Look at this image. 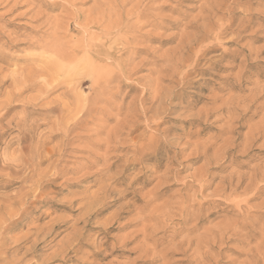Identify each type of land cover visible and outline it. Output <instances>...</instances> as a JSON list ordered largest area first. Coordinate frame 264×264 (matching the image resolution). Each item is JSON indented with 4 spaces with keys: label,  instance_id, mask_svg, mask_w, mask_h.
<instances>
[{
    "label": "rangeland",
    "instance_id": "rangeland-1",
    "mask_svg": "<svg viewBox=\"0 0 264 264\" xmlns=\"http://www.w3.org/2000/svg\"><path fill=\"white\" fill-rule=\"evenodd\" d=\"M141 1L0 0V71H7L6 76L25 71L38 76L48 75L53 63L65 68L53 82L59 87L48 97L31 102L25 111L19 105L8 117L22 118L30 112L28 118L39 126L21 145L17 130L8 131L0 142V200L5 202L0 204L1 264H264V0ZM146 3L155 8L153 14L148 13L141 33L128 34L137 24L136 7L141 11ZM204 6L210 7L207 13ZM211 11L220 19L218 24L230 20L235 24L232 29L243 24L240 28L245 30L238 36L226 32L213 43L210 39L206 42L210 51L203 53L194 43L204 34L201 29H206ZM107 25L119 28L110 50L116 58L126 52L122 71H116L118 77L109 84H99L100 88L106 84L102 91L88 83L79 90L75 86L76 90L78 77L64 57L90 36L93 41L102 39L110 30ZM53 43H58L57 54L48 52ZM189 66L195 69L182 77ZM12 76H7L9 83L2 84L1 93L8 91ZM69 81L72 86L67 88ZM40 83L41 79L35 89L41 88ZM70 88L76 92L67 97ZM37 94L30 90L22 98ZM50 107L56 112L51 113ZM154 131L159 144L153 141L149 151L154 153L147 150L141 157L139 145H146ZM247 133L253 134L254 142ZM143 135L147 137L140 139ZM253 172H257L254 183L261 180L257 185L263 190L246 207L244 198L252 194L244 187ZM228 185L234 192L227 190ZM237 201L243 203L239 208L233 204ZM196 213L204 218L198 220ZM225 218L246 222L247 242L230 231L218 237ZM139 243L146 246L141 251Z\"/></svg>",
    "mask_w": 264,
    "mask_h": 264
},
{
    "label": "bare ground",
    "instance_id": "bare-ground-1",
    "mask_svg": "<svg viewBox=\"0 0 264 264\" xmlns=\"http://www.w3.org/2000/svg\"><path fill=\"white\" fill-rule=\"evenodd\" d=\"M120 1V0H119ZM129 1V0H128ZM143 1V0H142ZM141 1V2H142ZM152 1V0H151ZM158 0H156V2H157ZM206 3H207V0H204ZM153 2H154V0H153ZM144 3V2H143ZM149 3V2H148ZM142 4V3H141ZM140 4V5H141ZM150 4V3H149ZM151 4H152V2H151ZM150 4V5H151ZM231 4V3H230ZM146 6H147V3L145 4ZM209 5V4H208ZM207 5V6H208ZM134 6L135 5H133L131 8H133L134 10H135V8H134ZM149 6V5H148ZM146 7L145 9H143V10H141V11H139V6L138 7H136V8H138V12L136 13V22H137V24H136V27L134 28V29H131V31L130 30H128V34L129 33H139L140 32V30L142 29V27L147 23V18H149L147 15H148V13H152L153 14V10H151V9H154L155 10V8H149V7ZM141 7V6H140ZM144 7V6H143ZM156 7V6H155ZM205 8H202V10H205V12L207 11V9H210V7H206V6H204ZM214 7V6H213ZM216 7V6H215ZM212 8V7H211ZM226 8V7H225ZM151 11V12H149V10ZM130 10H132V9H129L128 11H130ZM134 10H132V12L131 13H133V12H135ZM147 10H148V12H147ZM212 10H213V8H212ZM98 11V10H97ZM128 11H126V12H128ZM209 11V10H208ZM116 12V11H115ZM122 12V11H121ZM216 12V11H215ZM218 12H220L219 11V9H218ZM124 13V12H123ZM199 13V12H198ZM202 13H203V11H202ZM202 13H200V14H202ZM207 13V12H206ZM229 13V12H228ZM239 13V12H238ZM237 13V14H238ZM99 14V13H98ZM127 14V13H126ZM125 14V15H126ZM231 14V13H230ZM234 14V13H233ZM103 15V14H102ZM120 15V14H119ZM129 15H130V13H129ZM151 15V14H150ZM203 15V14H202ZM215 15L216 14H214L213 15V11H211V12H209V15H207V16H211V18H208L209 20L207 21L206 20V22H208V24L205 26V28L206 29H204V31H203V29H201L202 31L201 32H203L204 34L202 35V34H200L201 36H200V38H197L196 40H195V43H194V45H198V47L200 48L199 49V51H202L203 53H206V52H208V51H210L209 49V47H206L207 46V44L208 43H206V42H209V40L210 39H212V43H213V40H217L220 36H224V35H222V34H225L226 32H229L232 36H236L239 32H240V30L241 29H244V28H240V27H242V25L241 26H238L237 28H233L232 29V26H234L235 24H233L232 25V23H231V21L229 20V21H227L226 23H223V24H218V23H220L219 22V18H217V17H215ZM131 16H132V14H131ZM152 16V15H151ZM227 16V15H226ZM231 16H232V14H231ZM231 16H229V17H231ZM121 17V16H120ZM222 18H223V15L221 16ZM235 17V16H234ZM112 18V17H111ZM126 17H124V19H125ZM128 18V17H127ZM129 18H130V16H129ZM151 18V17H150ZM233 18V17H232ZM116 18H114V20H115ZM195 19V18H194ZM202 19V18H201ZM205 19V18H204ZM204 19H203V21H204ZM224 19V18H223ZM87 20V19H86ZM109 20H110V18H109ZM117 20V19H116ZM112 22H113V19L111 20ZM120 21H122V17L120 18ZM124 21V20H123ZM122 21V22H123ZM132 21V20H131ZM191 21V20H190ZM223 21H225V20H223ZM87 22V21H86ZM108 22V21H107ZM122 22H121V25H122ZM133 22H134V20H133ZM114 23V22H113ZM116 23V22H115ZM114 23V24H115ZM94 24V23H93ZM119 24V22L117 23V27H119L120 28V26L121 25H118ZM130 24V23H129ZM132 24H134V23H132ZM149 24V23H148ZM203 24H205V23H203ZM89 25H91V24H89ZM108 25H109V23H108ZM108 25H107V27H108ZM116 25V24H115ZM131 25V24H130ZM111 26V25H110ZM200 26V25H199ZM106 27V28H107ZM112 27V26H111ZM98 28V27H97ZM110 27H108L107 29H109ZM115 28H116V26H115ZM114 28V30H112L111 28H110V30H108L107 31V29H104V30H102V31H107V32H105V33H103V38L102 39H99L101 36H99V38L97 39V38H94V40H98V41H93V38L90 36V38L88 39L87 38V41L86 42H84L85 44L83 45V44H76V45H78V46H74L75 48L74 49H70V53L67 55H65V57H64V61L66 60V62L69 64V65H67L68 67H71L73 70H75V72H74V75L75 76H77L78 77V82H77V85L75 84L74 85V88H75V86H77V88H78V90H79V88H81V87H83L84 86V84L85 83H88L87 84V86H91V88L92 89H94V88H97V86L99 87V84L100 85H102L101 83H106V84H109L110 82H112L113 80H115L117 77H118V74L116 73V71H118V72H121L122 71V67L124 66V55L126 54V52H125V54L124 55H122L121 53V55H120V58L118 59V58H116V53H114V52H111V50H110V45L111 44H115L116 43V41H117V37H116V35L118 34V29H115ZM132 28H133V25H132ZM195 28V27H194ZM199 28V27H198ZM201 28H203V26H201ZM81 29V28H80ZM101 29V28H100ZM82 30V29H81ZM245 30V29H244ZM85 31V30H84ZM94 31V30H93ZM200 31V30H199ZM96 32V31H95ZM90 33V32H89ZM141 33V32H140ZM86 34V33H85ZM143 34V33H142ZM193 34V33H192ZM227 34V33H226ZM91 35V34H90ZM133 35V34H132ZM131 35V36H132ZM114 36V37H113ZM135 36V35H134ZM193 36V38H195L194 36L195 35H192ZM232 36H231V38H232ZM238 36V35H237ZM93 37H94V34H93ZM136 37V36H135ZM138 37V36H137ZM142 37V36H141ZM185 37V36H184ZM197 37V36H196ZM125 38V41L127 40V41H129L126 37H124ZM190 38V37H189ZM133 39V38H132ZM132 39H131V41L130 42H132ZM138 39V38H137ZM136 39V40H137ZM6 40V39H5ZM102 40H106V42H104V43H101V41ZM84 41V40H83ZM83 41H82V43H83ZM126 41V42H127ZM215 42V41H214ZM129 43V42H128ZM134 43V42H133ZM205 43H206V45H205ZM212 43H210V44H212ZM54 44V43H53ZM75 44V43H74ZM120 44V43H119ZM118 43H117V45H119ZM122 44V43H121ZM120 44V45H121ZM131 44V43H130ZM129 44V45H130ZM43 45V44H42ZM57 45H58V43H57ZM56 44H54V45H52L51 44V46L50 47H48V52L49 51H54L56 54L59 52V50H58V48L56 47L57 46ZM123 45V44H122ZM133 45V44H132ZM213 45V44H212ZM211 45V46H212ZM215 45V44H214ZM44 46V45H43ZM60 46H62V44L60 45ZM59 46V47H60ZM224 46V45H223ZM124 47H126V46H124ZM64 48V47H63ZM71 48V47H70ZM73 48V47H72ZM130 48V47H129ZM129 48H127L128 50H129ZM2 49V48H1ZM65 49V48H64ZM69 49V48H68ZM113 49H115V48H113ZM212 49V48H211ZM42 50H43V48H42ZM46 50V49H45ZM125 51H127L126 50V48L124 49ZM44 51V50H43ZM62 51V50H61ZM66 50H64V52H65ZM68 51V50H67ZM66 51V52H67ZM114 51H116V49L114 50ZM45 52V51H44ZM63 52V53H64ZM129 52V51H128ZM127 52V53H128ZM51 53V52H50ZM54 53V54H55ZM130 53L132 54L133 53V51L131 52L130 51ZM129 53V54H130ZM201 53V52H200ZM129 54H128V57H129ZM130 54V55H131ZM199 54V53H198ZM48 55V58L50 57V55H49V53L47 54ZM61 55H63V54H61ZM60 55V56H61ZM42 55H40L39 57H41ZM52 56V55H51ZM45 57V56H44ZM53 57H54V55H53ZM126 57V56H125ZM128 57H127V59H128ZM197 57V56H196ZM42 58V57H41ZM47 58V59H48ZM61 58V57H60ZM130 58V57H129ZM55 59V58H54ZM111 59H114V62H112V63H110L109 64V62H108V60H111ZM126 59V58H125ZM1 60V59H0ZM2 60H4L3 58H2ZM6 60V59H5ZM39 60V59H38ZM41 61H43L42 59H40ZM39 60V61H40ZM62 60H63V58H62ZM130 60V59H129ZM10 61V60H9ZM44 61H45V59H44ZM43 61V62H44ZM50 61V60H49ZM2 62V61H1ZM4 62V61H3ZM6 62H7V60H6ZM199 62V58L197 57L196 58V60L194 61V63H195V65L197 64ZM10 63V62H9ZM16 63V62H15ZM15 63H13V64H15ZM53 63V62H52ZM51 63V64H52ZM60 63V62H59ZM49 64V63H48ZM61 64V63H60ZM60 64H58V63H53L52 64V67H54V68H51V67H49V68H51V69H49L48 68V70L50 71V72H52V74H54V72H57L58 74L57 75H55V76H52L51 74L49 75V73H48V75L46 74V72H43V73H40L41 75H38V76H36L35 74H33V72L32 71H30V72H28L27 74H26V71H25V73H18V72H16V74H14L13 72V76L10 74L11 72H9L8 74H10V75H8L7 74V76H12V80H11V82H10V84H9V86H8V91L6 90V92H5V94H3V93H1L0 92V94H2V96L4 97V100H3V98L0 100V142H1V140L3 139V137L6 135V133L8 132V131H12V130H17L18 131V133L19 134H21L22 136H18V139H17V141H18V143H19V145H21V144H23L24 143V141L25 140H28V139H30L29 137H28V134L29 133H32L31 131L33 130V128L34 127H36V126H39V124H35L36 122H34V120H31L30 118H28V114H30V112L27 114V116L26 115H24L22 118H16L17 117V115H14V116H12V117H10V118H8L9 117V115H10V113L11 112H13L16 108H18V107H22V110H24L25 111V108H27V106L30 104H32L31 102H36V100H38L39 98H41V97H45V95H47L48 93H50V92H52V90H54V89H56L57 87H59V85H60V83H57V84H53V82H58L59 80V78H61L62 77V72L64 71V69L65 68H63V66H61ZM5 65H6V63H5ZM9 65V64H8ZM7 66V65H6ZM45 66V65H44ZM49 66H51V65H49ZM45 67H47V66H45ZM3 68V67H2ZM1 68V69H2ZM35 68V67H34ZM38 68V67H37ZM41 68V67H40ZM28 69V68H27ZM32 68H30L29 70H31ZM45 69V68H44ZM193 69H195V66H193V67H191V66H189V67H187L185 70H184V72H183V74H182V77H184V76H190L189 74L191 73V71L193 70ZM33 70V69H32ZM52 70V71H51ZM76 70H78V71H76ZM201 70H203V69H201ZM22 71V70H21ZM24 71V70H23ZM44 71H47V70H44ZM54 71V72H53ZM69 71V70H68ZM170 71V70H169ZM175 71V70H174ZM206 71V70H205ZM4 71H0V89H1V87H3L2 86V84H6L7 82H8V78H7V76H6V72L5 73H3ZM20 72V71H19ZM65 72V71H64ZM176 72H177V70H176ZM194 72V71H193ZM18 73V74H17ZM71 73V72H70ZM78 73V74H77ZM128 73V72H127ZM172 73V72H171ZM175 73V72H174ZM174 73H172V75H174ZM195 73V72H194ZM197 73V72H196ZM5 74V75H4ZM37 74V73H36ZM39 74V73H38ZM65 74L63 73V76H64ZM121 75V74H120ZM67 76H68V74H67ZM70 76V75H69ZM126 76V75H125ZM174 76H176V75H174ZM71 77V76H70ZM121 77H123V76H121ZM67 78V77H66ZM66 78H63V82H66L68 79H66ZM69 78V77H68ZM174 78V77H173ZM10 79H11V77H10ZM39 79H41L42 80V83L43 84H41L40 83V85H41V88H39L38 86V88H36L35 89V86L38 84V80ZM62 80V79H61ZM71 80V79H70ZM184 81V80H183ZM61 82V81H60ZM70 82V81H69ZM72 82H73V80H72ZM72 82H70L71 83V85L70 84H68V86H67V88L69 87V86H72ZM9 83V82H8ZM68 83V82H67ZM181 83V82H180ZM185 83V82H184ZM106 84H104V85H106ZM39 85V86H40ZM103 85V86H104ZM5 86V85H4ZM103 86H102V88H98L99 89V91L101 90V89H103ZM4 88V87H3ZM77 88H75L76 90H77ZM89 88V87H88ZM3 90V89H2ZM30 90H32V91H36L38 94L36 95V97H34L33 96V98H30V99H27V98H25V97H23L22 98V94H24V93H26V92H28V91H30ZM5 91V90H4ZM73 89L72 88H70L69 90H68V94L66 95L67 97H69V95H71L70 93H73ZM102 91V90H101ZM74 92H76V91H74ZM78 92V91H77ZM29 94V93H28ZM79 93H77V95H78ZM95 94V93H94ZM63 95V94H62ZM61 95V96H62ZM102 95V94H101ZM142 95H143V93H142ZM61 96H60V98H61ZM76 96V95H75ZM74 96V97H75ZM80 96H81V94L79 95V98H80ZM26 97H27V95H26ZM47 97H48V95H47ZM46 97V98H47ZM71 97V96H70ZM96 97V96H95ZM63 98V97H62ZM66 98V97H65ZM77 98V97H76ZM78 98V100H81V99H79ZM92 98V97H91ZM85 99V98H84ZM60 100V99H59ZM68 100V99H67ZM66 100V101H67ZM96 100H97V98L96 99H93V100H89V101H91L90 103H92V102H96ZM40 101H41V99H40ZM81 101H83V100H81ZM80 101V102H81ZM37 102H39V100L37 101ZM51 102V101H50ZM53 102V101H52ZM62 102V101H61ZM69 102V101H68ZM67 102V103H68ZM16 103H20V104H16ZM64 103V102H63ZM66 102H65V104L64 105H66L67 104ZM89 102H88V104H90ZM142 103V102H141ZM81 104H83V109L85 108V109H87V106L85 105V103H83V102H81ZM20 105V106H19ZM63 105V104H62ZM70 105V104H69ZM69 105H67V106H69ZM33 106V105H32ZM32 106H29V107H31L32 108ZM84 106H86V107H84ZM34 107V106H33ZM57 107H61V104L59 105V106H57ZM66 107V106H65ZM82 107V106H81ZM53 107H50V110L52 109ZM64 108V107H63ZM79 108H80V106H79ZM92 108V107H91ZM28 109V108H27ZM49 109V108H48ZM57 109H59V108H57ZM61 109V108H60ZM59 109V111L58 112H60L61 110H65V109H61L60 110ZM66 109H71V108H67L66 107ZM81 109V108H80ZM80 109H78V111H80ZM90 109V108H89ZM88 109V110H89ZM82 110V109H81ZM92 110V109H91ZM167 110H169V109H167ZM16 111V110H15ZM53 111L54 112H56V110H51V113H53ZM66 111H68V110H66ZM77 111V112H78ZM18 112V111H17ZM21 112V111H20ZM27 112V111H26ZM47 112H48V110H47ZM49 113V112H48ZM80 113V112H79ZM14 114V113H13ZM16 114V113H15ZM200 114V113H199ZM11 115H12V113H11ZM18 115H21V113L20 114H18ZM75 115V114H74ZM77 115V114H76ZM79 115V114H78ZM158 115V114H157ZM48 117V116H47ZM75 118V117H74ZM80 118V117H79ZM143 118V117H142ZM151 118H153V117H151ZM150 118V119H151ZM68 119H69V117H68ZM72 118H70L69 120H71ZM155 119H157V118H155ZM240 119V118H239ZM68 120V121H69ZM152 120H154V119H152ZM64 121V120H63ZM68 121H66V122H68ZM5 122V123H4ZM70 122V121H69ZM68 122V123H69ZM75 122V121H74ZM145 122H147V121H145ZM150 122V121H149ZM158 123H155L154 124V126H157L156 128H158L159 126H158V124L160 123L159 121H157ZM52 123V122H51ZM65 123V122H64ZM144 123V122H143ZM143 123H142V125H143ZM153 124V123H152ZM152 124H151V126H152ZM55 125V124H54ZM57 125V124H56ZM65 125V124H64ZM67 125V124H66ZM73 125V124H72ZM145 125V124H144ZM149 125H150V123H149ZM68 126V125H67ZM66 126V127H67ZM126 126V125H125ZM148 126V125H147ZM153 126V127H154ZM257 127H258V125H256ZM57 127V126H56ZM65 127V126H64ZM64 128V130H66L67 128ZM230 127V126H229ZM235 127V126H234ZM238 127V126H237ZM151 128V127H150ZM240 128V127H239ZM249 128H252V127H249ZM248 128V129H249ZM52 129V128H51ZM70 129H71V126H70ZM235 129H236V127H235ZM253 130H256V129H254V128H252ZM262 129V128H261ZM260 129V130H261ZM56 130V129H55ZM69 129H67V131H68ZM158 130V129H157ZM250 131H251V129H249ZM259 130V129H258ZM258 130H256V132L258 131ZM44 131V130H43ZM49 131V130H48ZM57 131V130H56ZM150 131V130H149ZM165 131V130H164ZM262 132H263V129L261 130ZM41 132V131H40ZM50 132V131H49ZM151 132V131H150ZM159 132V131H158ZM230 132V131H229ZM252 132V131H251ZM250 132V133H251ZM255 132V131H254ZM255 132V133H256ZM46 133V132H45ZM65 133H66V131H65ZM113 133V132H112ZM154 133H156L155 131H154ZM234 133V132H233ZM236 133V132H235ZM258 133H259V131H258ZM159 134V133H158ZM196 134V133H195ZM195 134H194V136H195ZM232 134V133H231ZM248 134V133H247ZM157 133L155 134V135H150L148 138H147V140H146V145H144V144H142V143H140V144H142L143 146H141V145H139L140 146V148L138 149L139 150V153L138 154H140V156L141 157H145V156H147V150H148V153L150 152V151H152L153 149H149V146L151 145L152 146V142L156 139L157 140ZM190 135V134H189ZM188 135V136H189ZM192 135V134H191ZM239 135V134H238ZM53 136V135H52ZM144 136H146V135H143V137L142 138H140V139H144ZM160 136V135H159ZM193 136V135H192ZM193 136V137H194ZM248 137L247 138H249L250 140H251V136H253V134L252 135H250L249 136V134L247 135ZM28 137V139H26ZM147 137V136H146ZM196 137V136H195ZM254 137H256L255 135H254ZM15 138V137H14ZM34 138V137H33ZM38 138V137H37ZM49 138H50V136H49ZM48 138V139H49ZM192 138V137H191ZM260 138V137H259ZM10 139V138H9ZM13 139V138H12ZM146 139V138H145ZM160 139V138H159ZM254 139V138H253ZM253 139L250 141L251 143H252V141H253ZM256 139V138H255ZM40 140V139H39ZM45 140V139H44ZM139 140V139H138ZM190 140V139H189ZM10 141H11V139H10ZM9 141V142H10ZM15 141V140H14ZM42 141V140H41ZM143 141V140H142ZM145 141V140H144ZM143 141V142H144ZM12 142H13V140H12ZM23 142V143H22ZM38 142H40V141H38ZM37 142V143H38ZM138 143H139V141H137ZM141 142V141H140ZM254 142V141H253ZM21 143V144H20ZM137 143V144H138ZM154 143H158V141L156 142V141H154ZM257 143V142H256ZM4 144V143H3ZM7 144V143H6ZM9 144V143H8ZM7 144V145H8ZM10 144H11V142H10ZM9 144V145H10ZM115 144V143H114ZM159 144V143H158ZM8 145V146H9ZM157 145V144H156ZM28 146V145H27ZM135 146H137V145H135ZM134 146V147H135ZM138 146V147H139ZM6 147V146H5ZM4 147V148H5ZM10 147V146H9ZM133 147V146H132ZM137 147V148H138ZM7 148V147H6ZM5 148V149H6ZM25 148V147H24ZM33 148V147H32ZM43 148V147H42ZM136 148V147H135ZM136 148V149H137ZM151 148V147H150ZM9 149V148H8ZM22 150V149H21ZM150 150V151H149ZM158 150V149H157ZM4 152H5V150H3ZM11 151V150H10ZM18 151V150H17ZM36 151V150H35ZM42 151V150H41ZM136 151V150H135ZM242 151V150H241ZM15 152V151H14ZM134 152V151H133ZM157 152V151H156ZM150 153H152V152H150ZM149 153V154H150ZM153 153H154V151H153ZM152 153V154H153ZM0 154H2V153H0ZM151 154V155H152ZM36 155V154H35ZM157 155V154H156ZM4 156V155H3ZM12 156V155H11ZM21 156V155H20ZM134 156V155H133ZM136 156V155H135ZM60 157V156H59ZM130 157V156H129ZM2 159V158H1ZM33 159V158H32ZM132 159V158H131ZM134 159V158H133ZM11 160H12V158H11ZM13 160H17V159H13ZM20 160H22V159H20ZM6 161H8V159L7 160H5V162ZM10 161V160H9ZM34 161V160H33ZM133 161H136L137 162V160H133ZM139 161V160H138ZM142 161V160H141ZM140 161V162H141ZM18 162V161H17ZM22 162H23V160H22ZM31 162V161H30ZM6 163H8V162H6ZM10 163V162H9ZM11 163H13V161H11ZM15 163V162H14ZM21 163V162H20ZM33 163V162H32ZM22 164H24V163H21V165ZM27 164V163H26ZM136 164V163H135ZM5 165V164H4ZM9 164H7V166H8ZM17 166H19V164L17 165ZM25 166H27V165H24V168H25ZM9 167H10V165H9ZM8 167V168H9ZM13 167H14V165H13ZM21 167V166H20ZM19 167V168H20ZM30 167H32V166H30ZM33 167H34V165H33ZM32 167V168H33ZM153 167V166H152ZM155 167V166H154ZM255 167V166H254ZM4 168V167H3ZM5 168H6V165H5ZM11 168V167H10ZM16 168H18V167H16ZM23 168V167H22ZM167 168V167H166ZM251 168V167H250ZM12 169V168H11ZM155 169V168H154ZM234 169V168H233ZM3 170V169H2ZM8 170V169H7ZM153 170V169H152ZM156 170V169H155ZM154 170V173L156 172ZM6 171V170H5ZM10 171V170H9ZM18 171V170H17ZM170 171V170H169ZM208 171V170H207ZM38 172V171H37ZM22 173V172H21ZM122 173V172H121ZM256 173L257 172H253L251 175H250V177H249V183L246 185V187H244V191L245 192H251V193H249V194H252L250 197L248 196H246V194H245V192H243L244 194H245V198H244V201L243 202H245V204H246V207H247V202L250 200V199H254L255 198V196H256V194H258V192L262 189V188H260L261 186L260 185H262L260 182H261V180H259V182H257L256 181V184L254 183V181H255V177L257 176L256 175ZM9 174V173H8ZM29 174V173H28ZM33 174V173H32ZM31 174V175H32ZM200 175V174H199ZM262 175H264V174H262ZM14 176V175H13ZM34 176V175H33ZM15 177V176H14ZM241 177V176H240ZM260 177H261V175H260ZM15 179V178H14ZM24 179V178H23ZM239 179V178H238ZM241 179V178H240ZM261 179V178H260ZM39 180V179H38ZM198 180H200V179H198ZM262 180H264L263 178H262ZM121 181V180H120ZM202 181V180H201ZM200 181V182H201ZM243 181V180H242ZM117 182H118V180H117ZM257 183H259L260 185L258 186L257 185ZM263 183V182H262ZM36 184H37V182H36ZM229 184H232V183H229ZM236 184V183H235ZM234 184V185H235ZM238 184H241V183H237L236 184V186H234L233 187V189H236L237 188V186H238ZM244 184V183H243ZM40 185V184H39ZM202 185V184H201ZM30 187V186H29ZM202 187H203V189H202ZM219 187V186H218ZM37 188V187H36ZM232 187H231V185H228V189L227 190H229L230 189V191L231 192H234V190H232L231 189ZM157 189V188H156ZM201 189L202 190H204V186H201ZM238 189H239V187H238ZM242 189V188H241ZM36 190V189H35ZM263 190V189H262ZM39 191V190H38ZM217 191H219V190H217ZM229 191V192H230ZM243 191V190H242ZM33 192V191H32ZM222 192H224V191H222ZM243 193H242V196H243ZM25 194V193H24ZM29 194H30V192H29ZM152 194H153V192H151V196H152ZM224 194V193H223ZM27 195V194H26ZM156 195V194H155ZM234 195V194H233ZM134 197H135V195H133ZM231 196V195H230ZM137 197V196H136ZM154 197V196H153ZM135 199V198H134ZM236 199H238V198H236ZM7 200V199H6ZM147 200V199H146ZM239 200H241V199H239ZM242 200H243V198H242ZM1 201L2 200H0V204H1ZM4 201V200H3ZM148 201V200H147ZM17 202V201H16ZM3 203H5V202H3ZM3 203L1 204V205H3ZM21 203V202H20ZM126 203V202H125ZM151 203V202H150ZM183 203H185V201L183 202ZM200 203V202H199ZM231 203V202H230ZM241 203V202H240ZM240 203L237 201V202H235V203H233L234 204V206H236L237 208H239L240 206ZM148 204V203H147ZM146 204V205H147ZM242 205H243V203H241ZM20 205V204H19ZM22 205V204H21ZM201 205V204H200ZM130 206V205H129ZM233 206V205H232ZM245 206V205H244ZM6 207V206H5ZM252 207V206H251ZM19 208V207H18ZM142 208V207H141ZM145 208V207H144ZM158 208V207H157ZM154 209V210H156V212L158 211V210H160V209ZM181 208H183L182 206H181ZM235 208V207H234ZM253 208V210H254V207H252ZM264 208V207H263ZM140 209V208H139ZM146 209V208H145ZM186 209V208H185ZM241 209V208H240ZM122 210V209H121ZM135 210H137V209H135ZM141 211L142 210H144V209H140ZM139 210V211H140ZM184 211H186V210H184ZM233 211H235L234 209H233ZM240 211V210H239ZM238 211V212H239ZM249 211V210H248ZM92 212H94L95 213V211H92ZM155 212V213H156ZM263 212V211H262ZM261 212V213H262ZM99 213V212H98ZM98 213H97V215H98ZM136 213V212H135ZM143 213V212H142ZM183 213V212H182ZM128 214V213H127ZM95 215V214H94ZM116 215H118L117 213H116ZM116 215H113L114 217H118V216H116ZM121 215V214H120ZM140 215V214H139ZM143 215H144V213H143ZM238 215H240V212L239 213H237V217H238ZM243 215V214H242ZM90 215H88V217H89ZM138 216V215H137ZM244 216H245V214H244ZM244 216H242L243 217V219H244ZM119 217H121V216H119ZM139 217V216H138ZM196 218H197V213H196V216H195ZM198 217H199V215H198ZM203 216H201V218H202ZM201 218H197L198 220H200ZM204 218V217H203ZM115 219V218H114ZM139 219V221H141L140 219H141V217L140 218H138ZM146 219V218H145ZM155 219V218H154ZM195 220V221H197L198 222V220ZM226 219L227 218H225L224 220V224H222L221 225V227L219 228V226H218V228H219V232L218 233H216V234H219L218 235V237H223L225 234H227V232L228 231H230V232H232V235H238L239 237H242L243 239V241L242 242H247L248 241V239L250 238L249 237V233L248 234H244L243 233V229H244V227H245V223H243L244 221H242V222H239V221H241V219H234V220H231V218L230 219H228L227 221H226ZM242 219V220H243ZM111 220H113V219H111ZM147 220V219H146ZM205 220V219H204ZM207 220V219H206ZM138 221V222H139ZM141 222H143V220L141 221ZM202 222V221H201ZM207 222V221H206ZM220 222H222V220L220 221ZM140 224V227H142V225L143 224H141V223H139ZM199 224V223H198ZM202 224V223H201ZM217 224V223H216ZM219 224H221V223H219ZM218 224V225H219ZM245 224V225H244ZM195 225H197V224H195ZM146 226V225H145ZM214 231H217V230H215V228H216V225L214 224ZM247 226V225H246ZM144 227V226H143ZM148 227V226H147ZM145 228V227H144ZM195 228H196V226H195ZM195 228H193V229H195ZM218 228H216V229H218ZM236 228L238 229V230H240V231H236ZM146 229V228H145ZM198 229V228H197ZM141 230H142V228H141ZM186 231H188V230H186ZM193 231V230H192ZM245 231V230H244ZM139 232V231H138ZM208 232V231H207ZM136 233H137V230H136ZM143 233V232H142ZM145 233H147V232H145ZM144 233V234H145ZM215 233V232H214ZM229 233V232H228ZM0 235H1V233H0ZM143 235V234H142ZM129 236V235H128ZM138 236V235H137ZM136 236V237H137ZM147 236H149V235H146V236H144V237H146L147 238ZM204 236H206V235H204ZM215 236H217V235H214V237ZM237 236V237H238ZM251 236V235H250ZM2 237V236H1ZM143 237V236H142ZM207 237V236H206ZM206 237H202V238H206ZM218 237H217V239H216V241L217 240H219L218 239ZM227 238H228V235L226 236ZM145 238V239H146ZM200 238V237H199ZM216 238V237H215ZM231 238V237H230ZM236 238V237H235ZM143 239V241L142 242H144L145 240H144V238H142ZM149 239H151V238H149ZM178 239V238H177ZM213 239V238H212ZM222 239V238H221ZM147 240H148V238H147ZM208 240H210L209 241V243L211 242V239H209L208 238ZM230 240V239H229ZM152 241H153V239H152ZM183 241V240H182ZM202 241H204V240H202ZM220 241V240H219ZM261 241V240H260ZM206 242V241H205ZM218 242V241H217ZM223 242V241H222ZM146 243V242H145ZM208 243V242H207ZM140 244V243H139ZM144 244V243H143ZM147 244V243H146ZM171 244V243H170ZM177 244V243H176ZM175 244V245H176ZM211 244H212V242H211ZM226 244V243H225ZM174 245V244H173ZM182 245V243L180 244V245H178L179 247ZM204 245H205V243H204ZM208 245V244H207ZM210 245V244H209ZM143 246V245H142ZM145 246V245H144ZM143 246V247H144ZM150 246V245H149ZM148 246V247H149ZM153 247H154V244L152 245ZM177 246V247H178ZM196 246V245H195ZM201 246H203V245H201ZM246 246V245H245ZM140 247V248H139ZM143 247H141V244H140V246H138V250H140L141 251V249L143 250ZM146 247V246H145ZM147 247V248H148ZM174 247V246H173ZM199 247V246H198ZM0 248H2V246H0ZM201 248V247H200ZM207 248V247H206ZM210 248V247H209ZM4 249V248H3ZM3 249H1V250H3ZM144 249H146V248H144ZM149 249H151V248H149ZM154 249V248H153ZM168 249V248H167ZM205 249V248H204ZM254 249V248H253ZM0 250V251H1ZM148 249H146V251H147ZM177 250V249H176ZM6 251V250H5ZM146 251H143V252H145V253H147ZM206 251V250H205ZM257 251V250H256ZM2 252V251H1ZM200 252V251H199ZM202 252H204V251H202ZM198 253V252H197ZM201 253V252H200ZM3 254H5V253H3ZM152 254V253H151ZM199 254V253H198ZM205 254V253H204ZM144 255V254H143ZM200 255V254H199ZM142 256V255H141ZM203 256V255H202ZM140 257V256H139ZM143 258V257H142ZM4 259V258H3ZM6 259V258H5ZM1 257H0V264H1ZM6 261V260H5ZM7 262V261H6Z\"/></svg>",
    "mask_w": 264,
    "mask_h": 264
}]
</instances>
